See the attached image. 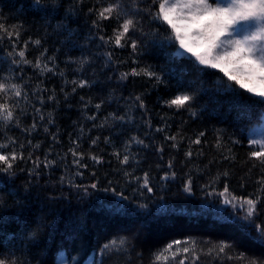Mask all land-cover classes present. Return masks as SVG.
<instances>
[{
    "label": "trees",
    "instance_id": "1",
    "mask_svg": "<svg viewBox=\"0 0 264 264\" xmlns=\"http://www.w3.org/2000/svg\"><path fill=\"white\" fill-rule=\"evenodd\" d=\"M69 6L70 0H61L58 12L47 15L37 12L32 0H0V23L9 30L13 25L20 27L19 48H23V41L29 37L32 41H41L40 45L29 43L26 59L35 64L45 48L46 56L55 58L54 63L42 58L39 68L30 64L24 65L22 72L16 68L0 73L10 77L11 83L19 85L22 96L27 93L29 101L24 105L25 114L21 116L20 108H13L12 94L9 93L13 120L7 124L0 121V143L6 142L5 137H10L16 141L17 147L25 144L23 151L27 155L33 151L28 145L31 141L32 145H40L33 152V158L39 156L43 159L47 155L48 159L57 161L49 169L41 166L39 177L27 171H17L15 176L0 173V258L14 254L19 264H60V256L63 255V264H100L101 260L103 264H154V254L171 241L186 238L197 241V250L203 248L206 252L212 244L227 241L235 245L230 254L245 252L249 256L264 258V247L251 239L257 233L253 227H246L243 212L224 205L223 197L208 194L212 188L204 187L215 181L218 173L227 171L229 199L256 192V181L264 166L249 160L247 140L264 107L237 103L231 94L220 90L218 77L222 73L209 70V74H201L192 70L189 60L173 62L170 53L175 48H169L163 40V27L160 29L161 39L147 44L146 51L138 59L141 66L151 65L156 71L163 70L167 87H153L147 77L118 81L120 72L134 66L130 49L114 45L98 47L96 37L86 40L90 21L95 18L87 14L91 3L86 2L78 14H69ZM58 22L72 30L70 37L67 31L55 29ZM116 26L115 20L104 21L102 25L109 36L113 35ZM10 50L5 39L3 52ZM107 51L113 52V62L105 65L106 58L102 53ZM83 57H88L89 62L81 67L79 61ZM45 67L52 71L44 70ZM16 74H22L24 80L16 79ZM81 79L88 80L89 85L78 87ZM25 84L30 87H25ZM73 87L77 89L74 93ZM178 91L197 94L193 105L196 116L162 105V99H169ZM136 94L144 95L147 117L132 103ZM50 95H54V100H48ZM249 97L250 94H244L241 99ZM101 100L104 103L97 110L95 103ZM89 101L91 103L85 108L84 104ZM34 108H39L40 112H34ZM126 111L131 115V121L126 118L117 122L109 118L104 123L110 112L124 115ZM49 113L51 123H48ZM93 114L96 119H88ZM40 115L45 116L44 121L39 120ZM148 117L151 127L143 122ZM17 118L19 123H16ZM34 120L37 122L36 130L27 131ZM163 125H167L165 132L155 131L156 127ZM44 127H48V133L44 132ZM202 131L205 135L201 144H191ZM133 135L150 147L144 149L143 145L133 144L131 152L135 154V160L121 168L115 153L123 154L125 143ZM166 135L177 136L176 148L171 147L173 141H165ZM97 136L100 140L92 145L91 140ZM105 137L111 143L106 144ZM218 137H223L220 147L216 143ZM231 140H239L240 143L232 144ZM73 141L78 144L77 150L85 154L83 162L88 165L86 169H79L84 172L82 177L75 175L78 169L72 164L69 149L73 147ZM158 145L164 146L162 157L155 151ZM11 147L6 150L11 151ZM228 148L235 159L223 158L229 154ZM189 150L193 152L190 158L185 155ZM91 155L102 156L104 162L94 164ZM170 159L173 161L172 171L177 175L174 180L163 181L160 177L168 171ZM31 166V161L20 163L21 168ZM93 170L97 173L95 178L91 176ZM123 171H134L141 177L148 171L153 193L145 191L141 196L134 191L139 185L126 179ZM188 174L193 178L190 193L184 191ZM62 176L65 177L63 184L60 183ZM69 179L81 185H89L95 179L99 181V187L89 188L85 195L70 187ZM109 180L113 181L111 185ZM224 183L225 178L221 176L215 182L216 190L222 191ZM112 188L116 192L111 191ZM119 192L128 199L121 201L117 195ZM258 212L257 224L264 222V203L258 206ZM120 237L128 240L126 250H113L101 255L100 250L105 243ZM165 255L170 257L169 253ZM155 264H178V258L170 257ZM197 264L238 262L201 255Z\"/></svg>",
    "mask_w": 264,
    "mask_h": 264
},
{
    "label": "snow or ice",
    "instance_id": "2",
    "mask_svg": "<svg viewBox=\"0 0 264 264\" xmlns=\"http://www.w3.org/2000/svg\"><path fill=\"white\" fill-rule=\"evenodd\" d=\"M91 3V7L87 8V14L89 17H95L90 21L89 36L86 40H91L94 37L98 38V47L112 46L117 48L130 49V56L132 57L133 67L128 71L119 73L117 80L120 82L127 81L129 77H147L152 86L158 88L160 85L167 87L164 79L163 70L156 71L151 65L141 66L138 59L140 54L146 51V45L149 43H155L161 39L162 33L161 27L164 28L163 40L167 42L169 48H175V51L170 53L173 62L178 60H189L192 64V70L201 74H209V70H215L216 73H222L221 77H218V88L224 91L226 94H231L233 99L237 103L243 105H258L264 107V0H70V6L68 8L69 14H78L83 11L85 3ZM37 12H44L47 15H55L61 7V0H32ZM107 20H115L117 26L113 30V35H106L103 22ZM55 29H62L69 33V37L72 34V30L63 22H58ZM54 29V30H55ZM20 27L17 25L12 26V30H9L4 23H0V73L4 71L11 72L12 70L19 68L23 71L24 65L32 64L33 67L39 68L41 65V59L44 58L49 62L54 63V57L46 56L47 49L38 56L35 60V64L31 60L26 59L25 53L29 43L40 45L39 39L32 41L29 37L28 40L23 41V48H19L20 44ZM7 39L8 47L10 51L3 52L4 40ZM105 56V65L113 62V52L107 51L102 53ZM71 59V58H70ZM88 57L80 59V66L88 64ZM119 63V61H117ZM7 65V68H5ZM44 70L52 71V69ZM63 75V73H61ZM16 79L24 80L22 74H16ZM108 79H111L109 77ZM76 84V81H72ZM89 85V81L81 79L78 87H85ZM25 87L30 85L25 84ZM39 88V86H37ZM63 91V89H61ZM76 87L72 88V92H76ZM241 90H243L241 92ZM9 93H11V103L13 108H20L21 116L25 114V104L29 103L28 94L24 93L22 96L20 86L11 83V78L0 75V121L4 124L13 120V110L9 108ZM244 94H250L248 99H241ZM67 96V93H65ZM54 95L48 96V100H54ZM258 98V99H257ZM83 97L81 100L83 101ZM111 99V97H109ZM197 100V94L190 91H178L169 99H162L161 103L167 106L169 109L173 107L176 110L187 111L191 116H196L197 112L193 108ZM91 101L84 104L87 108ZM104 103L103 100L95 103V108L99 110ZM127 103V102H126ZM133 105L143 110V115L148 116V108L145 103L144 95L136 94ZM34 112L39 113V108H34ZM48 123H51V113L48 114ZM113 121L123 122L127 118L128 121L132 120L131 115L126 111L124 115H117L115 113H109L105 118L104 123H107L108 119ZM90 120H95L96 116L93 114L88 117ZM162 119H164L162 117ZM40 121L45 120V116H39ZM151 127V119L148 117L143 121ZM16 123H19L17 118ZM103 124L101 125V127ZM37 128V122L34 120L30 129L27 131H35ZM167 129V125L158 126L155 131L163 133ZM260 138H250L247 140V144L250 148L248 158L250 161L259 162L264 166V127L256 130ZM44 132L48 133V127H44ZM145 135H150L145 133ZM205 135L202 131L191 141V144H201V138ZM53 141L56 140L55 134H53ZM165 141H173L172 148L177 147V136L166 135ZM6 142L0 143V173H5L8 176H15L17 171H27L34 177L41 175L39 169L41 166L45 169L51 168L57 163L56 160L48 159L47 155L41 159L36 156L33 158V152L40 147L39 144L32 145L31 141H28L33 151H29L25 155L23 149L25 144L21 143L16 146V141L10 137H5ZM100 137L91 140L92 145H96ZM223 137L217 138V146H222ZM104 142L111 143L108 137L104 138ZM232 144L240 143L239 140L229 141ZM135 144L136 146L143 145L144 149L150 147L143 139H139L133 135L130 140L125 143L123 154L116 152V158L119 160L121 168L129 166L131 161L135 160V154L131 152V148ZM11 147V151L6 149ZM78 144L73 141V147L69 149L73 159L72 164L78 169L76 176H83L84 172L79 169H86L88 165L84 163V153L79 152ZM155 151L162 157L164 152V146L158 145L155 147ZM228 155L223 158L235 159L231 156V149L228 148ZM122 154V159L120 156ZM186 157H192L193 152L191 150L185 153ZM91 160L94 164H102L103 157L99 155H91ZM31 161L32 166L25 169L20 167V163H27ZM255 166V165H254ZM159 167V166H158ZM168 171H165L161 180H174L177 173L172 171L173 161L170 159L167 164ZM118 169L117 171H120ZM96 171L91 172V176L95 178ZM123 176L129 181H135L139 185L138 191L142 196L144 192L153 193L154 188L151 185L150 173L145 171L143 176H136L134 171H123ZM223 176L225 183L222 191H217L215 182ZM229 173L224 171L218 173L215 181L210 184L204 185L205 188H212V192L208 193L213 196L223 197V204L231 206L235 210L243 212V221L246 222V227L251 226L255 229L257 235L251 236V239L264 247V222L255 223V218L259 215L258 206L264 203V167L261 169V174L258 177L256 183L258 188L254 194L247 196L236 197L231 199L227 197L229 193V184L227 178ZM70 187L76 188L78 191L87 195L88 189H96L99 187V181L95 180L89 185L75 184L71 179L67 181ZM60 183H65V177L60 178ZM113 181L109 180L108 184L111 185ZM244 187L243 184L240 185ZM28 185L25 184L27 189ZM109 189H105L108 191ZM193 190V178L191 174H188L187 179L184 181V191L192 192ZM111 191L116 192L115 188ZM121 201L127 200L128 197L124 196L123 192L117 193ZM54 199V198H53ZM235 201V202H234ZM140 207H147V205H140ZM2 219V217H0ZM206 243L212 244L211 241ZM128 240L126 237L114 238L108 243H105L100 252L103 255L109 251H122L126 250ZM185 245H190L185 246ZM235 245L227 241H220L216 244H212V247L208 248L205 252L203 248L197 250V241L192 238H186L184 240H173L168 243L160 252L154 254L155 262L161 260H169L178 258V264H197L201 255L215 256L221 260L235 261L238 264H264V258H258L255 256H249L245 252H233ZM165 253H169L166 256ZM181 254L182 257H181ZM64 257L60 256V264H63ZM0 264H19L18 259L14 254L9 258H0ZM100 264H103L101 260Z\"/></svg>",
    "mask_w": 264,
    "mask_h": 264
},
{
    "label": "rangeland",
    "instance_id": "3",
    "mask_svg": "<svg viewBox=\"0 0 264 264\" xmlns=\"http://www.w3.org/2000/svg\"><path fill=\"white\" fill-rule=\"evenodd\" d=\"M261 127H264V117L262 119V122L256 124L254 127H253V131H254V128H256L255 130L261 128ZM255 138H260L259 137V134H255Z\"/></svg>",
    "mask_w": 264,
    "mask_h": 264
}]
</instances>
